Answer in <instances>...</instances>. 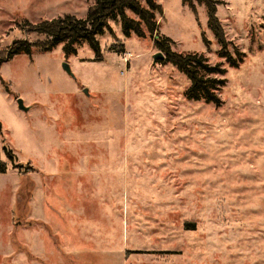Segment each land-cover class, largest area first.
<instances>
[{
    "label": "rangeland",
    "instance_id": "374dc122",
    "mask_svg": "<svg viewBox=\"0 0 264 264\" xmlns=\"http://www.w3.org/2000/svg\"><path fill=\"white\" fill-rule=\"evenodd\" d=\"M215 1L237 67L204 4L157 0V23L172 51L224 69L220 107L187 100L186 76L119 22L101 59L34 46L49 38L25 23L84 19L94 0H0V58L32 46L0 66V264H264V0Z\"/></svg>",
    "mask_w": 264,
    "mask_h": 264
},
{
    "label": "trees",
    "instance_id": "16d2710c",
    "mask_svg": "<svg viewBox=\"0 0 264 264\" xmlns=\"http://www.w3.org/2000/svg\"><path fill=\"white\" fill-rule=\"evenodd\" d=\"M193 0H182L183 4L189 6L196 13ZM199 4H204L207 8L208 25L217 39L220 50L218 55L224 58L231 67H237L242 59V54L236 53L234 58L227 51V41L224 30L216 16L217 5L222 4L215 0H195ZM162 6L157 0H94L88 8L84 19L65 15L51 21H42L37 24L25 23L29 29L26 32L44 35L49 38L46 42L37 43L34 46L43 51H48L53 47L64 44L63 50L66 54L76 53L75 47L86 42L95 53L96 59H101L100 44L97 36H101L105 31L112 34L109 21L119 22L122 35L125 39L133 36L141 39L149 37L154 43V47L164 55L165 59L158 61L159 64H171L189 80L190 85L185 92V97L189 101L204 102L215 107L221 106V101L217 96L224 80L217 79L224 74V69L220 65L211 66L207 60L198 54H180L171 49V41L158 34V19L162 16ZM205 42V40H204ZM117 47L110 50L115 53H124V45L117 41ZM31 47L26 42L13 43L10 51L4 58H0V66L12 59L14 56L31 53ZM119 49V50H118ZM0 163V174L4 171Z\"/></svg>",
    "mask_w": 264,
    "mask_h": 264
},
{
    "label": "crops",
    "instance_id": "0c3cea01",
    "mask_svg": "<svg viewBox=\"0 0 264 264\" xmlns=\"http://www.w3.org/2000/svg\"><path fill=\"white\" fill-rule=\"evenodd\" d=\"M107 155H108V153H107ZM154 158H157L158 160H153L150 163H148V162H146V163H148V165L152 164V165H156L157 167H162L163 168V167H165L168 164L167 163V158L170 159L172 157H171L170 152L161 150L156 155H154ZM126 167L132 168V167H130V165L128 163H126ZM137 252L140 253V254H143V253L144 254H154L153 252H146V251H144V252L137 251Z\"/></svg>",
    "mask_w": 264,
    "mask_h": 264
},
{
    "label": "water",
    "instance_id": "95a60500",
    "mask_svg": "<svg viewBox=\"0 0 264 264\" xmlns=\"http://www.w3.org/2000/svg\"><path fill=\"white\" fill-rule=\"evenodd\" d=\"M165 57L162 53H156L155 55H153V62L154 63H157L158 61L160 60H164ZM63 68L64 70L69 74V75H72L71 74V70H70V67L67 65V64H64L63 65ZM17 104H18V108L24 112H27L28 111V108H26L23 104V101L21 99H18L17 100Z\"/></svg>",
    "mask_w": 264,
    "mask_h": 264
}]
</instances>
